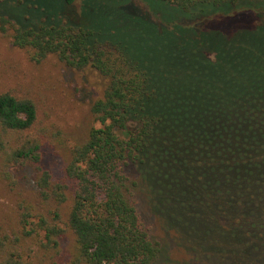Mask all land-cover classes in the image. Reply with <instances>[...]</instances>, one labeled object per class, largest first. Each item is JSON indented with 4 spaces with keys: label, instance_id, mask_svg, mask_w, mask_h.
<instances>
[{
    "label": "trees",
    "instance_id": "16d2710c",
    "mask_svg": "<svg viewBox=\"0 0 264 264\" xmlns=\"http://www.w3.org/2000/svg\"><path fill=\"white\" fill-rule=\"evenodd\" d=\"M75 1L59 0L63 7ZM136 1L83 0L79 13H51L38 27L0 16V32L31 62L53 57L104 80L86 138L70 145L57 181L42 164L49 130L37 124L36 102L0 92V181L14 188L15 167L30 170L34 186L31 197L17 200L13 224L0 227V264H174L158 261L160 245L135 200L141 186L182 238L214 251L210 257L241 259L248 248L244 234L264 212V87L213 107L166 101L150 64L94 16H115L117 25L159 39L157 51L179 55L199 46L192 36L181 43L187 31L225 39L263 33L264 0ZM101 5L113 13L106 17ZM233 48L204 46V64L216 67L223 57L230 64Z\"/></svg>",
    "mask_w": 264,
    "mask_h": 264
},
{
    "label": "rangeland",
    "instance_id": "374dc122",
    "mask_svg": "<svg viewBox=\"0 0 264 264\" xmlns=\"http://www.w3.org/2000/svg\"><path fill=\"white\" fill-rule=\"evenodd\" d=\"M83 0H76L71 6L59 0H0V16H5L23 27H38L50 21L51 13L70 11L79 13ZM133 4L140 6L136 0ZM99 4H105L100 1ZM107 17L113 13L106 6L99 11ZM99 25L114 26L115 38L124 40L131 47V55L146 61L153 68L157 84L161 87L163 99L186 106L208 107L223 105L231 95L258 90L264 87V32L234 31L225 39L214 31L202 34L184 32L181 43L192 36L194 42L183 54L173 49L172 53L157 51L151 35L145 38L139 31L127 26L115 16L103 19L94 16ZM250 19V17H249ZM244 24V22L240 23ZM207 27H213L207 24ZM264 28V26H263ZM231 45L234 57L229 62L223 57L216 67L204 64L201 54L204 46L220 47ZM204 45V46H203ZM162 45L159 48L162 49ZM247 53H245V51ZM253 50L254 57L248 54ZM104 86V80L91 70L71 71L53 57L39 64L31 62L25 53L12 45L11 38L0 32V92L10 91L31 97L37 104V124L49 130L47 143L43 148V166L49 170L53 180L62 177L70 145L81 143L92 125L90 106ZM184 110V109H183ZM18 184L11 188L0 181V227L12 225L17 200L33 195L30 170L10 168ZM131 176H135V172ZM134 178V177H133ZM145 186L136 190V204L152 240L160 245L159 262L174 264H264V212L256 224L249 225L248 248L240 258L226 254L210 257L213 250L201 251L181 237V229L171 224L169 213L158 209L149 199ZM175 227V228H173ZM247 246V245H246Z\"/></svg>",
    "mask_w": 264,
    "mask_h": 264
}]
</instances>
